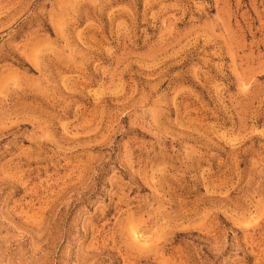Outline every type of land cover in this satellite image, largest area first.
Listing matches in <instances>:
<instances>
[{"label":"rangeland","instance_id":"obj_1","mask_svg":"<svg viewBox=\"0 0 264 264\" xmlns=\"http://www.w3.org/2000/svg\"><path fill=\"white\" fill-rule=\"evenodd\" d=\"M0 264H264V0H0Z\"/></svg>","mask_w":264,"mask_h":264}]
</instances>
